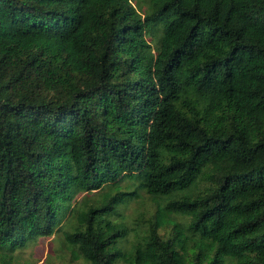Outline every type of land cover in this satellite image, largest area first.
Here are the masks:
<instances>
[{"label": "trees", "instance_id": "1", "mask_svg": "<svg viewBox=\"0 0 264 264\" xmlns=\"http://www.w3.org/2000/svg\"><path fill=\"white\" fill-rule=\"evenodd\" d=\"M58 231L81 264H264V0H0V252Z\"/></svg>", "mask_w": 264, "mask_h": 264}, {"label": "rangeland", "instance_id": "2", "mask_svg": "<svg viewBox=\"0 0 264 264\" xmlns=\"http://www.w3.org/2000/svg\"><path fill=\"white\" fill-rule=\"evenodd\" d=\"M162 35L163 27L159 23H155L145 32L146 40L150 45L149 51L153 55L157 52ZM79 198L77 196V200ZM120 211L127 217V224L131 225L139 212L144 214L145 219L150 217L153 213V202L144 196L132 201L127 207H121ZM143 224L145 225V222ZM59 233L58 231L49 237L30 240L22 249L8 251L7 254L0 252V264H79L80 261L71 259V252Z\"/></svg>", "mask_w": 264, "mask_h": 264}]
</instances>
